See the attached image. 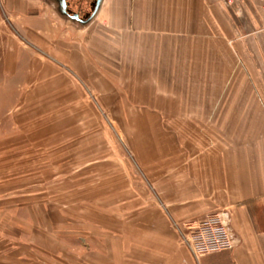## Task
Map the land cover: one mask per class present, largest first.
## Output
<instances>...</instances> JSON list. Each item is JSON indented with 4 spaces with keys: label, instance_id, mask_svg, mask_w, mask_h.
Instances as JSON below:
<instances>
[{
    "label": "crops",
    "instance_id": "crops-1",
    "mask_svg": "<svg viewBox=\"0 0 264 264\" xmlns=\"http://www.w3.org/2000/svg\"><path fill=\"white\" fill-rule=\"evenodd\" d=\"M0 1L20 38L39 52L49 50L57 63H71L69 56L81 49L83 57L114 65L116 74L130 71L140 78L145 73L153 81L151 95L157 96L148 111L153 117L162 112V127L178 128L179 150L167 153L162 147V155H152L156 162L148 163L154 171L162 167L155 174L162 179L157 187L162 211L156 225L147 219L143 256L132 255L127 264H264V10L259 0H104L85 27L60 17L48 0ZM68 2L78 11L89 3ZM17 44L9 35L6 62H23ZM204 126L212 129L207 143L197 130L194 137L187 131ZM225 212L234 249L195 259L186 238L206 218ZM98 251L85 254L84 264H122L111 249ZM25 252L2 262L37 264L38 257L42 262V255Z\"/></svg>",
    "mask_w": 264,
    "mask_h": 264
},
{
    "label": "rangeland",
    "instance_id": "rangeland-1",
    "mask_svg": "<svg viewBox=\"0 0 264 264\" xmlns=\"http://www.w3.org/2000/svg\"><path fill=\"white\" fill-rule=\"evenodd\" d=\"M2 8L0 1V264L26 250L42 255L37 264H84L100 248L122 264L143 256L147 219L156 225L162 211V167L148 163L179 150L178 128L148 111L153 81L116 74L81 49L57 63L21 39ZM9 35L23 62H6ZM195 130L210 141L211 128L187 129L192 137Z\"/></svg>",
    "mask_w": 264,
    "mask_h": 264
},
{
    "label": "built area",
    "instance_id": "built-area-1",
    "mask_svg": "<svg viewBox=\"0 0 264 264\" xmlns=\"http://www.w3.org/2000/svg\"><path fill=\"white\" fill-rule=\"evenodd\" d=\"M264 10V0H259ZM195 259L207 255L229 252L234 249V237L228 213H218L206 218L186 238Z\"/></svg>",
    "mask_w": 264,
    "mask_h": 264
},
{
    "label": "water",
    "instance_id": "water-1",
    "mask_svg": "<svg viewBox=\"0 0 264 264\" xmlns=\"http://www.w3.org/2000/svg\"><path fill=\"white\" fill-rule=\"evenodd\" d=\"M103 1L104 0H96V5L91 15H89L86 19H81L78 12L75 14L69 13L66 0H48V2H50L54 6L56 12L60 17L76 23L82 27L88 26L95 19L103 4Z\"/></svg>",
    "mask_w": 264,
    "mask_h": 264
},
{
    "label": "flooded vegetation",
    "instance_id": "flooded-vegetation-1",
    "mask_svg": "<svg viewBox=\"0 0 264 264\" xmlns=\"http://www.w3.org/2000/svg\"><path fill=\"white\" fill-rule=\"evenodd\" d=\"M89 3L87 2H84V4L81 5L79 11H78V8L77 9H74L72 6H71V3L68 2V10L71 14H75L76 12L79 13V16L82 18V19H86L88 17V15H90V13H92L95 8V5H96V2L95 0H88ZM86 4H89V9H88V5H87V8H86Z\"/></svg>",
    "mask_w": 264,
    "mask_h": 264
}]
</instances>
